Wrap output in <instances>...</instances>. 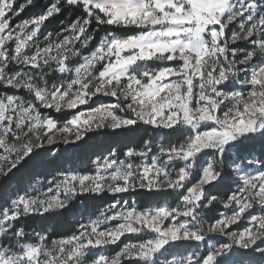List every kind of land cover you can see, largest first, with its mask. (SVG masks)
<instances>
[{
	"label": "snow or ice",
	"instance_id": "1",
	"mask_svg": "<svg viewBox=\"0 0 264 264\" xmlns=\"http://www.w3.org/2000/svg\"><path fill=\"white\" fill-rule=\"evenodd\" d=\"M33 5L0 0V186L57 143L152 138L10 198L0 264H264V0H48L13 23ZM82 196L111 203L71 235L25 230Z\"/></svg>",
	"mask_w": 264,
	"mask_h": 264
},
{
	"label": "trees",
	"instance_id": "2",
	"mask_svg": "<svg viewBox=\"0 0 264 264\" xmlns=\"http://www.w3.org/2000/svg\"><path fill=\"white\" fill-rule=\"evenodd\" d=\"M47 2L48 0H34V5L27 8L17 19L23 20L25 18H29L31 15L38 14ZM18 3H24V0H18ZM78 14V12L73 13V18ZM66 15H68L67 12L48 21L44 28L45 31L55 32L59 30L60 21L63 20ZM101 34L103 33L101 32ZM124 34L127 35L131 33ZM0 91H4V89L0 88ZM9 91L11 90L9 89ZM73 113L74 111L70 110L65 114H60L59 119L61 121L67 120ZM151 138L152 137L147 131L119 137L99 135L92 138L86 149L75 152L70 150L68 145L52 146V151L48 152L46 156L31 161L21 168L16 173L15 178L7 189L0 186V209L5 207L10 198H13L14 195L17 193H23L26 190L27 185L36 179L47 178L68 169H78L82 171L87 167L92 158L105 155L112 149H117L122 153L126 147H141L144 139ZM178 138L182 139L183 137L181 134H175L167 139L157 136L153 139V147H155V144L161 140L167 144L176 142ZM66 149L68 150L65 151ZM124 198L129 202L135 198L136 203L140 207H146L149 202L156 204L164 199H167L172 203L174 202V197L171 194L160 193L149 200V194L143 191H138L135 194H125ZM108 203H111V198L107 196L103 198L82 196L79 197L71 205V207L66 209L61 215L33 217L23 221L22 224L26 231L32 229H48L51 233L50 238L71 235L76 229L77 218L79 215L93 214L101 207L106 206ZM127 239L128 238L124 237L119 246L114 248L119 249V247H121Z\"/></svg>",
	"mask_w": 264,
	"mask_h": 264
},
{
	"label": "rangeland",
	"instance_id": "3",
	"mask_svg": "<svg viewBox=\"0 0 264 264\" xmlns=\"http://www.w3.org/2000/svg\"><path fill=\"white\" fill-rule=\"evenodd\" d=\"M25 2H26V0H24V3H25ZM19 21H21V20H18V19L16 18V19L13 21V23L15 24V23H18ZM57 31H58V30H57ZM43 32L46 33L47 31H45V29H43ZM240 46H241V47H244L243 44H241ZM60 78H62L61 75H60L59 73H57V74H55V77H53L52 79H50V83H52L53 80H55V81L58 82V80H59ZM21 94H23V93H21ZM113 99H114V98H111V97H103V96H100V97L94 98V102L91 104V106H92V107H95V106L97 105V103H101V102H103V103H108V102H111ZM79 107H80L81 110H83L86 106H79ZM68 111H70V110H68ZM73 111H74V113H75L76 110H73ZM74 113H73V114H74ZM57 145L66 146V145H64V144H62V143H57L56 146H57ZM155 145H156V144H155ZM50 147H52V146H50ZM105 155H107V154H105ZM94 159H95V158H92V159L89 161L87 167H86L85 169H83L82 171H80V170H78V169H68V170H64V171H61V172H65V171L89 172V171H92V170H93L92 160H94ZM61 172H58V173H61ZM58 173H56V174H54V175H52V176H50V177H47V178H40V179H36V180L32 181L30 184L27 185L25 191H29V190L34 189V187H36V182H37V181H42V182H43V185L40 186V187H41V190H42V188H43L44 186H47V181H48L49 179H52L53 177H55ZM25 191H24V192H25ZM168 202H169V203H172V202H170V201H168ZM173 204H174V202H173ZM104 207H105V206L101 207L100 209H102V208H104ZM100 209H99V210H100ZM99 210H98V211H99ZM98 211L95 212V213H93V214L79 215L78 218H77V224H78V222H85V221L88 219V217H89L90 215L94 216L95 214L98 213ZM243 226H244V225H240V227H243ZM76 227H77V225H76ZM234 230H237V229L234 228ZM33 231L49 232L48 229H41V230H35V229H32V230H28L27 232H33ZM126 238H128V239H127V241H126L125 243L129 242V240H131V239H134L133 237H130V236H126ZM49 239H51V238H49ZM122 239H123V238H122ZM214 242H215V241H214ZM122 246H123V245H122ZM122 246H121V247H122ZM118 250H119V249H115L114 247H112V248L109 249V253H110V254H114V252H115V251H118Z\"/></svg>",
	"mask_w": 264,
	"mask_h": 264
}]
</instances>
